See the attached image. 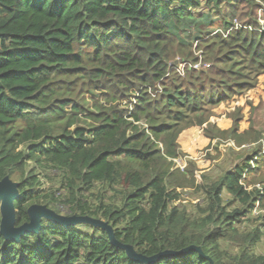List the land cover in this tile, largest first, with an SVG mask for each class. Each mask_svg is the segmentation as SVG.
<instances>
[{"label": "trees", "instance_id": "1", "mask_svg": "<svg viewBox=\"0 0 264 264\" xmlns=\"http://www.w3.org/2000/svg\"><path fill=\"white\" fill-rule=\"evenodd\" d=\"M244 89L264 101V0H0V180L19 184L15 225L43 204L104 220L146 257H209L142 263L105 229L42 218L38 233L0 235V264H264L252 218L264 129L227 111ZM249 138V156L217 177L207 160L173 166ZM257 182L262 195L245 187ZM181 189L197 195L191 208Z\"/></svg>", "mask_w": 264, "mask_h": 264}, {"label": "rangeland", "instance_id": "2", "mask_svg": "<svg viewBox=\"0 0 264 264\" xmlns=\"http://www.w3.org/2000/svg\"><path fill=\"white\" fill-rule=\"evenodd\" d=\"M262 21H260L261 23ZM195 53L200 54V51H196ZM202 67L205 66V63L202 62L201 58H199L198 62L196 63ZM184 63L182 62L181 59L178 58V60L176 61L175 64V69L178 72L183 71L184 69ZM247 71V70H246ZM221 79V74L219 75H213L210 76V78L207 80L206 84H213L215 85L218 81H220ZM203 89V86H200L199 84H197V89ZM243 97V99L241 100H237V103L230 108H227V111L230 113H234L236 110H241L243 111L247 117H249V119H247V123L249 125V123H252V127L257 126L260 128L264 129V101H260V99L256 96H251L249 95V92L246 91L245 89L243 90V95L241 96ZM198 130H195V132L193 133L192 137L194 139H196L198 137ZM198 139V138H197ZM215 141V145H211V147L209 148V150L204 151V154H197L196 157H184V156H180L177 158L172 159V163L173 166L175 167H179V168H183V166H185L187 164V162L192 161L195 162L196 165H206L207 163L205 162V160L208 161L209 165H211V167L205 169L206 174H214L217 176H219L223 171L224 168H226L228 165L230 167H233L236 163H240L242 162L245 158H247L250 154V150L252 147H255V143H251V140L249 138V144L248 143H244L241 146H237L233 140H226V141ZM261 155L264 154V148L262 150V152L260 153ZM255 160V158H253ZM192 162L189 163V166L192 170H195V166L192 165ZM226 164L228 165H225ZM33 164L28 162V167H31ZM195 165V164H194ZM201 172V171H200ZM196 173V178L199 179L200 177V173L199 171H195ZM44 175V174H43ZM50 176V175H49ZM51 177V176H50ZM41 181L44 184V187H48L49 186V180L47 178H44L43 176H40ZM250 182H253L254 179L253 178H249L247 179ZM57 179H53V182L56 186ZM246 189L248 191L252 190V189H256L260 191V195H262L263 193V183L261 182H257L256 184L252 185V186H245ZM180 189V188H179ZM178 189V190H179ZM182 193L183 192H189V195H185L183 193L182 196V203H184L188 208L192 207V203L195 201L197 195L196 194H191L190 190L185 189V190H180ZM224 197H230L226 192L224 193ZM260 196L257 197V200L255 202V204L257 206H259V202H260ZM60 214H64L65 210L60 209V212H58ZM257 212H254L252 214V218L254 219L253 221H256V223H264L260 221V218H258L257 220L255 218L258 217ZM263 213V212H261ZM260 213V214H261ZM77 229H87V227L84 224H80L78 226H74ZM72 227V228H74ZM262 239L261 241L258 243L257 248H255L256 251H263L264 252V226H262ZM225 247H227L226 244H224ZM200 248V247H199ZM198 252V251H197ZM199 255L201 257H206L209 259V257L205 256V254L203 253V251L200 248V251L198 252ZM184 255V254H183ZM182 256V255H181Z\"/></svg>", "mask_w": 264, "mask_h": 264}, {"label": "water", "instance_id": "3", "mask_svg": "<svg viewBox=\"0 0 264 264\" xmlns=\"http://www.w3.org/2000/svg\"><path fill=\"white\" fill-rule=\"evenodd\" d=\"M19 184L5 176L0 180V235L5 240L18 241L19 237L27 232L38 233L40 229V220L42 218L53 221L64 227L76 224H90L95 227L105 229L113 245L125 251L129 258L142 263H150L160 256L168 255L170 257H179L191 250L200 251L198 246H189L179 251L166 250L153 256L146 257L137 253L132 245L123 244L114 238L113 228L104 220L89 216H63L43 204H31L26 212L28 221L21 225H15L14 201L19 198Z\"/></svg>", "mask_w": 264, "mask_h": 264}, {"label": "built area", "instance_id": "4", "mask_svg": "<svg viewBox=\"0 0 264 264\" xmlns=\"http://www.w3.org/2000/svg\"><path fill=\"white\" fill-rule=\"evenodd\" d=\"M257 211H258L257 215L260 214L259 212H264V210H261V209H255V210L253 211V213H254V212H257ZM263 220H264V219H263ZM262 226H264V223H262Z\"/></svg>", "mask_w": 264, "mask_h": 264}, {"label": "clouds", "instance_id": "5", "mask_svg": "<svg viewBox=\"0 0 264 264\" xmlns=\"http://www.w3.org/2000/svg\"><path fill=\"white\" fill-rule=\"evenodd\" d=\"M34 204H36V203H34ZM256 209H258V208H257V205H256ZM52 210H53V209H52ZM254 210H255V209H254ZM254 210H253V211H254ZM53 211H55V210H53ZM55 212H56L57 214H60V213H58V211H55ZM259 213H261V212H259ZM263 213H264V212H263ZM252 214H253V212H252ZM60 215L66 216L65 214H60Z\"/></svg>", "mask_w": 264, "mask_h": 264}]
</instances>
